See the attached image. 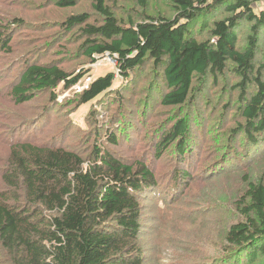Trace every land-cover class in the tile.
I'll list each match as a JSON object with an SVG mask.
<instances>
[{
    "label": "trees",
    "instance_id": "16d2710c",
    "mask_svg": "<svg viewBox=\"0 0 264 264\" xmlns=\"http://www.w3.org/2000/svg\"><path fill=\"white\" fill-rule=\"evenodd\" d=\"M80 1L0 0V59L13 60V71H3L14 72L8 93L17 104L48 95L38 118L50 110L60 85L69 89L88 71L80 67L84 63L64 66L57 53H67L69 41L59 36L39 50L23 39L24 49L16 38L25 30L58 26L74 32L81 57L94 61L109 53L123 78L114 87L116 74L108 72L77 95L76 106L100 99L97 106L106 111V119H99V107L91 109L80 146L15 141L0 158V264H146L143 201L149 195L172 201L186 191L194 177L188 163L196 138L191 116L204 117L199 97L209 102L222 80L221 92L238 94L241 119L216 165L206 168H241L264 155V9L256 10L264 0H164L172 16L149 14V1L138 0L145 12L128 22L107 0H92L94 18L75 10ZM50 6L65 10V17ZM244 24L249 30L241 44ZM147 71V83L136 93ZM164 109V119L148 121ZM143 126L158 135L151 137L156 158L166 150L176 156L173 176L164 183L168 192L160 190L152 160L127 158L117 148L122 134L133 144L131 133ZM244 178L234 204L242 218L226 228L224 254L213 264H264V168L258 178Z\"/></svg>",
    "mask_w": 264,
    "mask_h": 264
},
{
    "label": "rangeland",
    "instance_id": "374dc122",
    "mask_svg": "<svg viewBox=\"0 0 264 264\" xmlns=\"http://www.w3.org/2000/svg\"><path fill=\"white\" fill-rule=\"evenodd\" d=\"M4 1L20 3L23 0ZM148 1L147 12L149 14L162 13L165 16L174 14L172 7L164 0ZM30 2L23 3L22 8L28 7ZM107 3L113 7L115 14L124 22H128L129 18L140 20L141 14L145 12L139 6L138 0H107ZM91 4L92 0H81L75 10L90 12L94 18L96 13L91 11ZM48 9L57 13L60 11V15L65 17L63 9L58 10L53 6ZM261 9H264V2H257V12H260ZM221 16L223 15L218 17ZM50 17L57 18L59 16ZM29 18L36 22L37 16L30 13ZM199 25L197 26L198 32L202 30ZM36 27L39 26L36 25ZM248 30L249 24H244L240 34L241 44L245 42ZM56 36L69 41L67 47L70 50L63 54L64 48H60L57 53L58 57H62V61H65L64 66L71 69L84 63L80 67L87 69L88 73L69 89H64V86L60 85L55 90L56 101L50 110L43 114V118H38L40 112L44 111L42 107L44 108L49 103L48 95H40L24 104L15 103L10 92L8 93L14 80V72H3L10 69L13 60L0 59V158L10 154L11 145L15 141L32 140L52 146L78 147L80 146L77 145L79 136L90 129L88 116L91 109L99 107V119H106L104 118L105 109L97 106L100 105V99H94L81 106H76V99L77 95L87 88L94 79L108 72L116 74L117 79L114 87L121 85L123 78L118 72L114 58L109 53L97 54L94 61L81 57L77 50V38L74 32L60 31L58 26L46 27L41 30L33 27L21 32L16 39L23 48L22 43L25 39L39 50L47 48L53 37ZM204 36L203 32L202 37ZM262 57L264 58V54ZM148 74L149 71L143 72L140 82L135 86L136 93L145 87ZM232 79L230 77L231 81ZM224 84L225 81L222 80L218 89H211L209 102L205 101L204 95L199 97L198 103L205 113L203 118L196 119L195 115L193 118L191 116L196 138L192 141L193 148L188 163L194 177L189 182L186 191L180 199L172 201L168 195L165 199L159 195H149L143 201L141 241L144 245L146 264H213V258L224 254L223 233L227 230L226 228L242 218L234 204L236 195H239L245 186L244 175L248 174L251 178H258L261 169L264 168V160H262L264 155L260 156V160L243 163L241 168L231 167L227 171H222V168L219 167L206 168L210 162L216 165L225 149V138L231 134L237 126V121L241 119L238 94L230 88L221 92ZM166 116V109H164L156 117L150 114L148 121L151 123L155 118L164 119ZM137 117L138 114L135 115L134 120H137ZM92 121H95V118H92ZM35 122L37 123L33 126ZM131 135L133 144L129 145L122 134L121 138L124 140L117 148L127 158L144 157L147 161L152 160L161 180L160 190L168 192L164 183L171 180L173 176V172L170 170L174 166L176 156L169 154L166 150L161 157L156 158L155 139L151 137L153 135L158 137V135L152 131L148 133L145 126L134 130ZM239 144L236 142L235 146L240 147Z\"/></svg>",
    "mask_w": 264,
    "mask_h": 264
},
{
    "label": "built area",
    "instance_id": "2783aa9c",
    "mask_svg": "<svg viewBox=\"0 0 264 264\" xmlns=\"http://www.w3.org/2000/svg\"><path fill=\"white\" fill-rule=\"evenodd\" d=\"M111 55V54H110ZM113 57V56H112ZM114 58V57H113ZM114 61H115V59H114ZM116 62V61H115Z\"/></svg>",
    "mask_w": 264,
    "mask_h": 264
}]
</instances>
